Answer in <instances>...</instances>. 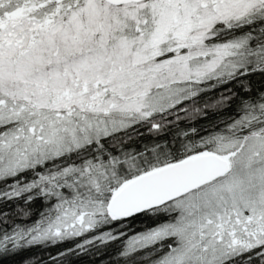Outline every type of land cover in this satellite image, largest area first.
<instances>
[{
    "label": "snow or ice",
    "instance_id": "6c2138e0",
    "mask_svg": "<svg viewBox=\"0 0 264 264\" xmlns=\"http://www.w3.org/2000/svg\"><path fill=\"white\" fill-rule=\"evenodd\" d=\"M253 75L264 0H0V204L36 217L0 208V256L120 244L114 264H264Z\"/></svg>",
    "mask_w": 264,
    "mask_h": 264
},
{
    "label": "trees",
    "instance_id": "16d2710c",
    "mask_svg": "<svg viewBox=\"0 0 264 264\" xmlns=\"http://www.w3.org/2000/svg\"><path fill=\"white\" fill-rule=\"evenodd\" d=\"M251 87L260 90L264 89V77L258 75H253L251 77ZM224 91L223 88L217 89L214 92H211L210 97L218 96ZM207 99V97H206ZM232 112V109H225L217 114H209L207 120L197 121L198 125L208 126L210 121L219 122L222 119H227L229 113ZM24 207L23 202L13 201L11 204L5 207L3 204H0V208H4L5 212L9 215H12L17 222H26L31 224L32 219H35V215L32 218L17 217L15 213L19 208ZM44 209L41 207V202L36 201L32 204L31 212L37 214ZM149 222L147 221H136L131 229H127V234H133L138 230H141L147 226ZM68 244L61 245L59 247L55 246H31L21 250H18L17 253H11L5 256H0V264H26V262H39V264H50L49 257L57 254L58 251H63ZM120 247V244H112L109 247H100L99 249H92L85 254L81 255H71L68 257L66 264H114V262L119 258L117 254V249Z\"/></svg>",
    "mask_w": 264,
    "mask_h": 264
},
{
    "label": "rangeland",
    "instance_id": "374dc122",
    "mask_svg": "<svg viewBox=\"0 0 264 264\" xmlns=\"http://www.w3.org/2000/svg\"><path fill=\"white\" fill-rule=\"evenodd\" d=\"M138 231H140V230H138ZM134 234V233H133ZM132 234H130L129 236H131Z\"/></svg>",
    "mask_w": 264,
    "mask_h": 264
}]
</instances>
